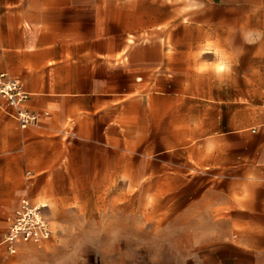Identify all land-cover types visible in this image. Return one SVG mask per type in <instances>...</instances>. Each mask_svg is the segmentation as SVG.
<instances>
[{"label":"rangeland","instance_id":"rangeland-1","mask_svg":"<svg viewBox=\"0 0 264 264\" xmlns=\"http://www.w3.org/2000/svg\"><path fill=\"white\" fill-rule=\"evenodd\" d=\"M99 1L86 8L102 9L103 21L80 12L76 24L50 26L70 45L63 61L108 67L117 94L40 106L30 98L27 107L43 115L26 127L0 107V264H256L264 230L245 228L249 215L232 212L253 195L255 182L238 175L252 172L244 154L257 135L251 127L264 120L254 5ZM22 8L0 0V73L28 89L32 72L42 84L50 76L32 70L49 63L36 53L48 23L21 22ZM47 8L46 0L34 6ZM209 47L232 56L223 82L196 70L213 60ZM26 196L48 202L42 213L53 234L9 253L12 216Z\"/></svg>","mask_w":264,"mask_h":264},{"label":"crops","instance_id":"crops-1","mask_svg":"<svg viewBox=\"0 0 264 264\" xmlns=\"http://www.w3.org/2000/svg\"><path fill=\"white\" fill-rule=\"evenodd\" d=\"M19 0H15V2ZM37 0H22L23 10L20 17L21 22L32 23L46 21L48 23V30L46 31L45 45L39 48L36 53L44 60L49 61L47 65H32V70L45 68L49 71V75L46 78L45 83H40L39 78L32 74L28 77V90L31 91V101L38 106L42 102H59L70 99L85 100L91 96L108 97L117 94L115 92V83L111 72L108 67H105L106 72L102 67V72H94L93 65H74L63 61V55L65 50L70 45L64 43L63 40H57V38H65L62 36V30L55 31L50 23L55 22H69L70 24H76L80 12L86 14L87 12L94 13L96 21H103L102 9H90L86 7L88 5L100 6L99 0H46L47 13H38L37 9H34ZM240 9L249 8L254 5V21L256 32H264V0H240ZM79 6L86 9L79 11ZM231 5H228L230 7ZM128 12V11H127ZM136 14H145L144 10L141 11H129ZM121 20V18H120ZM20 31V29H18ZM68 34V32H64ZM71 36L78 34L71 31ZM21 37H26V30L22 29L20 33ZM81 36V35H80ZM76 50L79 49L76 47ZM27 51H21V54H26ZM33 52V51H32ZM58 61L57 65L51 61ZM51 62V64H50ZM22 68V66L16 69ZM16 76V75H15ZM133 86V84H132ZM48 111V110H45ZM257 135L254 137V142L248 151L244 154L246 159L253 166L247 174H239L240 180H244L245 183H254L255 188L253 195L247 199H242L238 204L237 210H232L233 213L241 215H249V219L244 221L245 228L252 230H264V126L262 129H258ZM232 204V203H231ZM230 204V205H231ZM234 205V204H232ZM234 208V207H233ZM254 215V216H251ZM250 218H253L250 219ZM243 219V218H242ZM261 246L264 247V238ZM252 261L256 264H264V253L253 252L251 254Z\"/></svg>","mask_w":264,"mask_h":264},{"label":"built area","instance_id":"built-area-1","mask_svg":"<svg viewBox=\"0 0 264 264\" xmlns=\"http://www.w3.org/2000/svg\"><path fill=\"white\" fill-rule=\"evenodd\" d=\"M31 96V91L24 86L20 78L8 71L0 73V107L9 108L11 115L19 120L22 127L39 124L43 115L26 106ZM44 114H49V111H45ZM258 126H264V120L259 125L251 127V130L257 132ZM43 207L44 205L34 204L28 196L23 198L20 207L12 216L11 227L6 237L9 253L17 252L21 243H40L52 236L53 231L43 217Z\"/></svg>","mask_w":264,"mask_h":264},{"label":"clouds","instance_id":"clouds-1","mask_svg":"<svg viewBox=\"0 0 264 264\" xmlns=\"http://www.w3.org/2000/svg\"><path fill=\"white\" fill-rule=\"evenodd\" d=\"M261 37H264V33H259L257 35V39ZM244 39H245V42L249 44L256 42L255 40L249 39L247 34L245 35ZM208 50L213 55L214 57L213 60L212 61H208V60L202 61L196 70L199 73L211 72L217 80L223 82L224 79L230 76L233 71L232 56L224 52L221 49L213 50L211 47H209Z\"/></svg>","mask_w":264,"mask_h":264},{"label":"bare ground","instance_id":"bare-ground-1","mask_svg":"<svg viewBox=\"0 0 264 264\" xmlns=\"http://www.w3.org/2000/svg\"><path fill=\"white\" fill-rule=\"evenodd\" d=\"M26 106H27V103H26ZM47 126V125H46ZM48 127H50V126H48ZM107 144H109L110 145V143H107ZM210 174H214V175H224V174H221V173H217V172H212V173H210ZM36 204H39V205H44V207L45 206H47L48 205V202L47 201H45V200H42L40 203H36Z\"/></svg>","mask_w":264,"mask_h":264}]
</instances>
